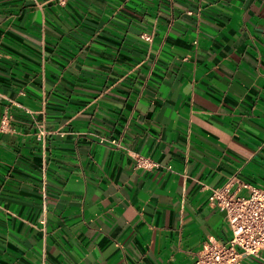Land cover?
Returning a JSON list of instances; mask_svg holds the SVG:
<instances>
[{
	"label": "crops",
	"instance_id": "1",
	"mask_svg": "<svg viewBox=\"0 0 264 264\" xmlns=\"http://www.w3.org/2000/svg\"><path fill=\"white\" fill-rule=\"evenodd\" d=\"M224 184L264 187V0H0V264H194Z\"/></svg>",
	"mask_w": 264,
	"mask_h": 264
},
{
	"label": "built area",
	"instance_id": "2",
	"mask_svg": "<svg viewBox=\"0 0 264 264\" xmlns=\"http://www.w3.org/2000/svg\"><path fill=\"white\" fill-rule=\"evenodd\" d=\"M194 43L197 44V39ZM36 128L37 139L44 141L50 132L42 123ZM111 143L119 146L117 141ZM134 159L136 167L152 169L156 166L140 155H135ZM207 203L225 214L231 237L227 243L208 237L194 254V264H239L244 257H259L264 251V187H249L248 194L240 196L231 190L229 184H224L210 189Z\"/></svg>",
	"mask_w": 264,
	"mask_h": 264
}]
</instances>
